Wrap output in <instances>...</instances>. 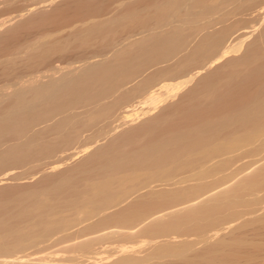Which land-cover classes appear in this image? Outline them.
<instances>
[{
  "label": "rangeland",
  "instance_id": "374dc122",
  "mask_svg": "<svg viewBox=\"0 0 264 264\" xmlns=\"http://www.w3.org/2000/svg\"><path fill=\"white\" fill-rule=\"evenodd\" d=\"M163 1L164 3H166L168 0H0V109L3 108L2 110H4L7 107H13L12 110L14 109V113H7L9 117L5 114L7 111L2 112V110H0V113H2L0 115V229H3V227L6 228L5 226L8 222H11L12 227H14L15 223L16 225H20L21 223H19V221L23 223L25 219L22 221L21 219H19L20 215H18L22 211V209H28L31 212H38V209L42 211H48L50 213L55 214L57 217L63 219V216H59L60 213L75 210V208H78V206L80 208H78V211L87 209V207H85L86 202L88 204L89 211L90 209L92 211V206H90L92 204H96L97 208L99 206L104 205V202L102 203V201H100L103 198H99L100 196L98 195L106 197L104 199H108V201H110L115 195L117 198L114 197L113 202L116 201L115 199L118 200V198L121 201H124V198L121 199L122 197L118 196V190H121V194H129V197L125 199L123 205L135 202V198L136 202H138V200L143 196L139 193H143V191H139L138 193L133 192L137 191L136 187H138L139 190V188L142 189V187H145L148 183L146 184V182L144 181L145 184H141L143 182L142 181L140 182V186H137L139 182H133V180L130 181V179L127 180L128 175L132 174L130 173V169L127 171L122 170V173H124L126 176L122 173L118 174L119 176H114L113 179L117 180L122 177L119 182L117 180L112 181V178H109L111 176V171L108 169V165L112 163V160H110V158L113 159V157L110 156H112L114 153L111 152V155V153L109 152L111 151L109 150L110 148H107L109 146L106 147L107 150H109L106 153L108 156H106V154L103 155V153L101 154L99 152V154L95 153V156L92 155L94 158L92 156H88V161H85L87 160V158L85 159L84 155L89 154L87 153L89 151H91V153L93 154L94 150H96H93V148L96 147L97 144L99 145L101 143L108 142L113 139L112 134L114 135V133H118L122 129L121 127H123V129L127 127L125 129L129 131V128L132 126L130 124H127L128 120L124 119L126 111L131 110L132 112L131 108H133L132 106H134L133 109L136 110L137 113L138 109H141L142 112V108H145V105L147 104L144 100L145 98L140 96L142 92L139 95L137 94V97L135 92L133 93V89L135 90L136 88H138L137 84L139 85L141 81H143L145 78L148 77L149 79L151 73L153 74L154 70V72H156L159 68H162V66H169V64L172 65L174 62V65H176L177 63L178 66L180 65V68L183 69L184 66L186 70V62L189 66V62L191 61L190 57L196 58L199 54L202 53L198 52L199 50H201L200 47L202 48V46L200 45L205 40H207L205 42H208V38L211 37V35L212 37L214 35L216 36L217 30H219V33H222V37H218L219 33L217 34V40L219 38H224V41L220 39L219 42H224V44L229 47L231 46L230 43L233 45L234 42L236 43V41H239L237 40V38H240L239 35L242 32L252 31V28L253 30H255L259 27V25L261 26L262 22H264V15L262 14V12H264V0H204V2H202L203 0H171V2H173L176 7L178 6L179 10H181L179 12H182L181 14L177 13L178 16H176V20L180 19V22L177 21L176 23H173V26L174 24H176L175 31L177 33L175 34H178V36L174 39L178 38L176 40V43L178 44H172L174 47H171L174 49L170 51L167 49L168 51L162 52L163 54L160 53L161 51H157L158 54L156 52L152 54L141 53L144 56L139 54V56L141 55L140 58H138L139 61L134 60V62L136 61V63L132 61V66L129 65L127 62V64L125 65H129L130 67L127 68L125 65V67H123V63H125L123 62L124 59H135L134 57H136L137 55L133 57V54L129 52L131 54H127L129 58L127 57L126 53H122L125 54L126 57H123L124 55L122 56L121 54V58L123 57L122 59H119L117 57L113 58V54L115 53L114 50L116 48L120 50V43L124 44L123 39H125L128 33H134L136 30L135 28H138L136 32L139 31V33L137 32V34H135L138 37H141V35L139 34L141 31L140 29L143 28L142 26H147L148 24L150 27L154 24L158 25V22L154 23L153 21V23H151L153 17L157 16L156 18H159L158 14L156 13L158 11L155 10L154 12L153 10L155 9L154 6L156 7L157 4H163ZM196 1L198 5L196 4ZM189 5L190 8H194H191V12H189L191 15H189V13L187 15V11H190ZM148 9L150 11L152 10V12L154 13L151 12V14L150 11L146 12ZM137 11H141L142 13L145 11L146 14L150 13L151 15H155L153 17L151 16L152 19L148 18V20L151 19V21H149V23H147L148 21L144 22L145 25L141 24L142 22L139 23L140 20L139 22L136 21L137 26L139 23V27H135L134 30L131 32L130 30L133 29L134 24L136 25V23H134L135 21L133 20V16L135 14L132 13ZM130 13L133 15L131 17L132 20L130 18L127 19V15L131 16ZM146 14L144 15L145 18ZM136 15H138V13ZM147 16L150 15L148 14ZM138 17H136L135 19H138ZM178 17L180 18L177 19ZM186 18L188 19V21H183V19ZM189 18L191 21L189 20ZM110 19L114 22H116L117 19H124L125 21L131 20L130 22H127V24L133 21L134 22L133 25L131 23V25L127 26V28L132 26V29L128 30V33L125 29L123 30V27L121 29V24L119 25L120 30H118L117 32V26V33H113L112 31H115V28L113 27L117 25L116 23L119 24L121 20H118L119 22H116L115 24L113 23V27L110 26V28H113L111 29V31L110 29H108L109 24L113 22L110 21ZM143 21H145V19H143ZM122 22L123 20L120 23ZM159 23L161 24V21ZM127 24L124 23V25ZM157 25H154L152 28H156L155 26ZM89 26L94 27V29L92 28L94 31H91L93 32L92 35L94 36H90V38H87L86 40L87 35H85V33H87L86 29ZM253 26L256 27L254 28ZM89 28L88 32L91 29ZM104 28H106V30ZM108 30L111 32H109ZM148 30L145 29L146 34ZM209 31L211 32V34H209ZM213 31L216 34L212 33ZM108 32L113 33L110 35V38L109 35L106 34ZM143 34L145 35V33ZM83 37L85 38V41H83ZM105 37L106 39L108 37V39H104ZM133 38H135V36ZM213 38L211 39L213 40ZM211 39L209 41H212ZM99 41L102 43H100ZM104 41L107 43V45ZM116 42L118 43L116 44ZM226 45H224L225 49L228 48ZM214 48L215 47H213L212 50H214ZM208 49L210 50L209 47ZM220 49L222 50V44ZM205 50H207V47ZM219 50H217V53ZM120 52H123V50ZM207 52L204 53L203 51L204 55L202 54L200 56H205V54H208ZM168 53L169 55H166ZM195 53L196 56H192L195 55ZM197 53L199 54L197 55ZM238 54L239 53L236 52V55ZM261 54L264 55V51L261 52ZM105 57H108L109 59L107 60L109 62H106L107 65H105V61L107 59H105ZM88 58H91L90 60L92 61L94 59L95 62L98 60L97 64L94 63L96 67H94V64H91V66L89 63V65L87 64V61L89 60ZM99 59H101L103 63L99 62L101 61ZM117 59L119 63L115 61ZM223 59V61H226V58ZM195 60L197 61L191 64L197 65L199 63L198 61H201L200 59H198V57ZM114 61L117 63L116 66L113 63ZM222 63H218V65ZM97 65L100 66L98 67ZM227 65L225 67H227ZM102 67L105 69V71ZM222 67L224 68V66ZM222 67L220 68V70L223 69ZM182 69H180V73L182 72ZM182 73L180 75L187 77L188 73L185 72L187 75ZM224 76H226L225 73L221 76L223 79L220 77L218 80H216L219 84H221H218L219 86L225 85L224 83L227 77L224 78ZM180 78H182V76L178 77V79ZM167 80L169 81L170 79ZM222 80L225 81L221 82ZM144 81L146 84V79ZM232 81L236 82L235 79ZM162 82L163 81L160 82L161 84L158 83L160 87H153H156L157 90L159 88H161L162 90ZM143 84L142 87L144 86ZM263 84L264 83H262L261 85ZM139 88L141 89V87ZM58 90L61 91L58 92ZM42 93H45V95ZM179 95L180 94H177L175 95V97H178ZM44 97L46 98V101ZM141 106L143 107L141 108ZM17 108H19L20 110H18ZM12 110H10V112ZM123 110L126 111L123 112ZM134 110L132 113L130 112L131 114L127 111L128 113L126 114V117H129V121L133 116L132 114L135 112ZM121 112H123L124 115L121 114ZM141 112L139 110L140 116L142 115ZM3 113L5 115H3ZM129 114L132 116H130ZM19 117L20 119H18ZM68 117H71L69 118L70 120L68 119ZM87 118H93V124L90 123V119L88 120ZM61 119L64 121L67 120V123L68 120L69 123H71L72 120H75L73 122H76V120L84 119L83 121L86 123V125L83 121L82 122L84 124L81 121L79 122H81L80 124L85 125V128H77V130L81 129V132H79V130L78 132L81 133L80 136H82V138H89L87 141L81 139V137L79 136L83 143L88 142L87 144H89V142H94L92 145L90 144L92 146V150L91 146H88L89 149L87 147V150L84 149V147L87 145L81 147V145L83 146V144L75 145L76 148L73 145V147L68 146L67 149H64L66 145H62L61 141H58L57 146L54 145L53 140L52 142L50 140L52 136V139H54V132L53 134L50 133V135L52 136L47 133L51 132V130L55 131V129L58 128V126L56 127V124L59 125L58 122H64ZM85 119H87L88 122L85 121ZM123 119L126 120V123ZM113 121H115V123L111 124V122ZM66 122H64V125ZM88 123H90V125L92 124V126L87 127ZM130 123H132V120ZM72 124L75 125L74 127L76 129V124ZM117 124H119V128H117L116 131L115 126L112 125ZM82 125H79L78 123L77 127H82ZM129 125L130 127L128 128ZM51 127L55 129L50 130ZM63 127H66V125L62 126V128H59V130H62ZM71 127L73 128L72 125ZM112 127H114L115 131L113 129L111 131ZM66 128H68V126ZM68 129H66V131ZM43 130L50 131H45L46 133H44ZM61 130L59 132L60 134ZM135 130L136 129H132L131 134L134 135L137 131ZM58 131L56 132V134L58 133ZM127 131L121 133V139L123 138L124 140L123 143L125 142L124 136L131 132ZM40 132L47 134L50 138H48V140L44 139L45 144L46 141L50 140V144L53 143L52 145L56 147H51L49 145V147L47 145L43 146L44 144H42L40 140H38V142L34 143L40 146L34 145V148L38 147L35 150L34 148H31V144H33L32 141H35L36 139L34 135ZM72 132L68 136L74 134ZM138 132L140 133V131ZM141 134H143V132L140 133V135ZM43 135H39V139H42L40 136ZM33 136L35 137V139L31 140ZM57 136L60 135H56L55 139L58 138ZM130 136L132 137V135H129V138ZM134 136L136 138V136L138 135ZM47 137L46 135H44V138ZM75 137L79 138L78 135ZM117 137L119 139L120 136ZM141 137L139 136V138ZM65 138L66 136L64 137V140H66ZM115 138L116 137L111 140L113 141V143L114 141L117 142V139ZM60 139L63 140V137H59V140ZM67 139L68 142L66 140L64 144L66 142L70 143L73 137H67ZM134 139L132 140L134 141ZM74 140H72L70 146H72ZM127 140L129 141L131 139ZM111 141L109 142L110 146H112V144H110ZM128 141L126 142L127 144ZM79 142L80 140H78L77 143ZM118 142L122 143V141L119 140ZM59 143L63 147L59 146ZM121 143L117 144L120 145ZM131 143L128 144L129 147L127 146V149L129 150L131 148ZM107 144L108 143H106L105 145L103 144L104 147ZM78 145H80V147H78ZM123 145L124 144H121L122 147H119V149L121 148L120 151L115 148V152L117 151L118 153H121V151H124L123 147L125 145ZM81 148L86 151L84 152L83 150H81ZM106 148L102 147L101 149L106 150ZM20 150L22 151V153L17 154ZM99 150L97 149V151ZM189 150V153L191 154V147L189 148ZM125 151L127 152L126 146ZM125 151L124 153L122 152L120 155L116 152V155H118L119 158L113 155L114 157H117V159L114 158V160L116 162H118V159H120L119 161H121L122 159V161L124 162L129 161V156L131 155V153L129 152H131V150L127 152L128 155L130 154L129 156L126 155ZM238 153H241V151H236V154ZM248 154L247 156L243 155L245 157H242L243 159L239 157L240 159L237 158L235 161L233 160L234 162H230V160H227L226 162L223 161L224 163L221 162L223 163L222 165L224 169L222 168V166H220V168L221 170H223L222 172H226L225 177L223 176L225 174L222 173L220 174L222 177L212 176L201 179L196 178L191 181L189 179V188H191L192 186V189H194L189 190V192H192L189 193L188 197L178 196L180 197L178 199L174 197L173 202H171V199L169 198L167 200L170 201L164 200L165 202L163 201L164 203L160 204L158 199H155L156 196L153 197L155 195L154 194L152 198H154L157 205H152L153 207L151 205L142 207L143 205H141L140 202H148L152 200V198L149 197L151 193L148 195L147 198H144L143 196L140 199V202H138L139 205H141L140 208L138 205V209L134 208L133 213H129L130 215L128 214V216L130 217H128L129 221H124L126 222V224L121 223L122 225H108L109 228L107 227V229L109 230L107 231L100 230L101 232L99 231V233L98 231L91 234L86 233V235H90V238L89 236L85 237L86 235L83 233L84 236L83 238L81 237L82 239H75L74 241H71L69 243L67 242L61 244L62 246L66 247L63 248L64 250L62 249L63 252L59 250L56 254L59 258L60 254H62L65 258L63 260L61 256L63 263L61 262L59 264H81L83 262V264H112L113 261L110 260L114 258L115 261L120 256V253L118 252L120 249L119 245L121 244L129 246L132 245L138 248L140 247V250H138V252L130 254L132 257V259H128L129 261H131L130 264H231L232 262L233 264H264V151L260 148L258 150H253L250 155ZM121 156L123 158H121ZM127 156L129 159H127ZM132 157L134 158V156ZM60 158H63V160H61ZM59 159L60 161H58ZM215 160L218 159H214L213 163L215 162ZM78 162L80 165L78 164ZM105 162L107 163L104 164ZM54 165H57V170L55 169ZM71 166H73V168ZM123 168L124 167L122 166V169ZM106 170L108 174L106 173ZM130 177L131 179H133L135 176L131 175ZM104 178L108 180L110 179V183L115 182L110 186V188H108V182V187L107 185H105L108 188L107 190H101V184L104 183L102 182L105 180ZM125 180H127L128 183L124 184L123 187L121 186V184ZM118 186H121L122 189L118 188ZM124 188L128 193L123 191ZM147 189L149 188L146 186L142 190L147 191ZM103 195H110V199L109 197L107 198V196ZM93 196L97 198V201H99L98 204L100 205L96 203L97 201L95 202L96 199ZM89 197L91 199L94 198L95 200L93 199L91 203V199H88ZM65 200H67V203L69 204H72L73 200L74 202H78L72 204L76 206H73V208H71L72 206H69L68 204V208L66 206L67 203ZM68 200L70 201L68 202ZM89 200L90 202L88 203ZM154 200L152 201L154 202ZM108 201H105V203H107ZM81 204L84 205L81 206ZM210 205H214L213 208L216 209L214 211H211V214L207 211L206 213L205 210H203L205 208H210ZM215 205H217L218 208ZM89 206L91 207L90 209ZM93 206L96 207L95 205ZM94 207L93 213L98 215L99 212L96 213L98 210ZM60 209L68 210L64 212ZM196 209L203 210L205 216L202 214L203 212H200L201 210H198L199 213H197L198 211ZM191 210H196L194 216L197 215V217L195 218L194 216H192L194 217L192 218L191 216H189V221L187 224L186 218L188 217V214L190 215ZM93 213L92 215H94ZM97 215L95 217L93 216V218L96 219ZM81 216L83 215H79L80 218L85 217ZM100 216L101 215H98L97 218H99ZM182 217L184 220L183 222ZM93 218L91 219V221L94 220ZM198 218L202 219L200 220ZM85 224L87 223H84L82 225L84 226ZM82 225H80L79 227H82ZM7 228H9V225ZM173 232L174 234L179 232V234H184V238L182 236V238L179 239L185 241L177 242V244H174L175 248H178V251L176 249L174 251L171 250V252H169L172 248V244L165 243L163 240L164 238L159 237L156 238V240L153 239V237L164 234L167 235ZM216 233H218V235ZM99 235L101 237L97 239ZM85 238H89V240L91 239L94 241H89ZM151 238L153 239V242H156L158 240L160 242V240H162L164 243L161 244L160 242L159 244V242H156L155 244L158 243V247H155V244H153L152 242V244H149V242L147 244L146 241H149ZM235 242L236 244L241 243V249L239 245L232 244ZM231 245H235L239 249L234 246L236 248L235 249ZM230 246L233 248V252H236L234 255L229 253L232 251V248H230L231 250L228 249ZM169 247L170 249H168ZM54 248L55 247H52L49 250H54ZM1 249L2 248H0V250ZM237 250L240 253H238ZM246 250L248 254H246ZM248 251H252V253H249ZM227 257H229L230 260L227 261ZM231 259L234 261L230 262ZM128 260L126 261L129 263Z\"/></svg>",
  "mask_w": 264,
  "mask_h": 264
},
{
  "label": "bare ground",
  "instance_id": "6f19581e",
  "mask_svg": "<svg viewBox=\"0 0 264 264\" xmlns=\"http://www.w3.org/2000/svg\"><path fill=\"white\" fill-rule=\"evenodd\" d=\"M202 2H204V0ZM189 3H191V2H189ZM196 4H197V1H196ZM157 5H156V7L154 6L155 9L153 11L155 12V10H156V11L160 12V13L156 12L158 14V17H159L158 19L161 18L160 20H158L156 18L157 16L153 17L155 14L151 15L154 12H152V10L150 11L149 9H153V8H149L146 11V12L150 11V13L152 12L151 14L148 13L150 16H147L148 14H146L145 11L143 12L144 14L141 11H137V12L132 13V14H135L134 15L135 17L131 13H130L131 16L127 15V19L130 18L131 20H132L131 17L133 16V18H134L133 20L135 21V22L133 21L134 23H136V21L139 22V20H140L139 23L142 22L141 24L145 25L144 22L148 21L147 23H149V21H151V19H152L151 16L154 19V20L152 19L151 23H153V21H154V23L158 22V25L154 24V25H157V26H155L157 29L156 28H152L154 25H152L151 27L149 26V24L148 25L146 24L147 26H142L146 30H148L149 27H150V29L151 28L152 29L151 30L149 29L150 31L148 30L147 34H146L145 29L141 28L140 29L141 31H140V34H139V35H141V37L140 36L138 37L136 35L137 32L139 33V31L136 32V30L138 28H135V27H139V23H138V26H137V23H136V25L134 24V27L132 29L131 28L132 26L127 28V26L131 25V23L133 25V22L127 24V22H130L131 20L125 21L124 19H117L116 22H119L118 20H121V21L123 20L122 23H120L121 22L120 21L119 24H118V23H116V22H114L113 20L110 19V21H113V22L110 23L112 25L109 24L108 29L111 30V29L115 28L114 29L115 31L111 30L113 33L116 32V27L117 26L119 27L120 24H121V29L123 27V30L125 29L127 31V33H128V30H130V29H132V30H130L131 32L134 30V28L136 29L134 33L132 32V33H130V34L128 33V35H126V37H127V38L125 37L126 40L123 39L124 40V44L120 43L121 44L120 50L116 48L119 52L122 51V50H123V52L119 53L116 49L114 50L115 51V53H114L115 56L113 54V58L117 57L119 59H122L123 57H126L125 54H122V53H126V55L127 54L128 55L133 54V57L135 55H137L136 57H134L135 59H133L132 56H131L132 59H128V60H126L127 58L124 59L123 62H125V63H123V67L126 66L128 68V67H130L129 65L132 66V61L133 62H134V60H138L139 61L138 58H140L141 55L144 56L143 54H146V53L152 54V53H155V52L157 53V51L158 52L161 51L160 53L163 54L162 52H166L168 50L170 51V50L174 49L172 47H174L173 45H175V43L177 42L176 40L178 39V38L177 39H174V38H176L178 36V34H175V33H177L175 31L176 30V28H175L176 24H174V26H173V23H176L177 21L180 20L179 19L180 17L177 18L179 20H176V16H178L177 13L181 14L182 12H179L181 10H179L178 6L176 7L175 4H173V2H171V0L170 1L168 0L166 3H164V1H163V4H160V5L157 4ZM190 5H189L190 11H187V15H188L189 12H191V8L192 7L190 8ZM97 7H98V5H97ZM158 8H159L160 11L158 10ZM175 9H177V10H175ZM192 9H194V8H192ZM137 13H138L140 18H142V17L143 18L140 19L138 17V15H136ZM140 14H142L143 16L140 15ZM145 14H146V18L147 19L144 16ZM262 14L264 15V12H262ZM189 15H191V14L189 13ZM136 17H138V19H135ZM263 17H261V18H263ZM148 18H151V19L148 20ZM187 18L183 19V21L184 20L188 21ZM190 18H189V20H190ZM143 19H145V21H143ZM160 21H161V24L159 23ZM263 21H264V18H263ZM193 22H195V21H193ZM113 23L114 24L116 23L117 25H115L113 27V25H114ZM124 23H126L127 25H124ZM105 25H107V24H105ZM110 26H112L113 28L112 27L110 28ZM89 27L88 28L90 29V31L88 32V28H87L86 30H87L88 34L85 33V35H87L86 40H87V38L89 39L90 36L91 37L94 36V35H92L93 32H91V31H94L93 30L94 27H91V26H89ZM118 27H117V32H118V30H120V27H119V29H118ZM253 27L255 28L256 26H253ZM106 28H104V29L106 30ZM111 31H109V32H111ZM218 31L219 30H217V34L219 33ZM109 32L106 33V34H108L109 38H110V35L113 34V33H109ZM141 32H142V34H141ZM143 33H145V35ZM212 33L216 34L214 31ZM132 34L133 35L135 34L134 35L135 38H133L134 36ZM209 34H211V32ZM217 34H216V36H217ZM219 34H218V37H222V33L220 32ZM95 35H97V34H95ZM101 35H103V34H101ZM130 35H132V36H130ZM174 35H175V37H174ZM128 36H129V38H128ZM216 36L213 38L212 35H211V37H209V38L210 39L213 38V40L211 39L212 41H209L210 39L208 38V42L209 43L205 42V41H207V40H205L204 41L205 43L203 42L204 45H203V43L200 45V46H202V48L200 47L201 50H199L198 52L199 53L202 52V53L201 54L197 53V55L199 54L197 57L201 61H198L199 63L197 65L191 64V63H195V61H197V60H195V59H197V57L196 58L195 57L191 58L189 56L192 62L189 59V61H190L189 62V66H188V63L186 62L187 66H188V67L185 66L187 71L185 70V68L183 66L184 63H183V65L181 64L183 66V69H182V68L179 67L180 65L178 66L177 63H176V65H174L175 64V62H174L172 65L169 64V66L166 65V67L162 66V68H159L156 72H154L155 71L154 70L153 74L151 73L149 79L146 76L147 78H145V79H146L147 83L149 82L148 84L147 83L145 84V81H144L145 79L143 81H141V83L139 82L140 86L138 84H137V86H138V88L141 87L142 90L140 88L138 89V88H136L134 86L137 89V92H136V89L135 90L133 89V93L135 92L136 95L137 94L139 95L142 92L140 96L145 98V99L144 98L143 99L145 100V102L147 104L145 105L146 106L145 108L143 106H141V108L143 107L142 108V112H141V109H138V107H137L138 113H139V110H140V112L142 114L141 116H140V113L138 114L136 112V110L133 109L134 106H132L133 108H131L132 112H133V110L135 111L132 114L133 116L130 115L132 113L131 110H127L129 113L131 112L129 115L132 116V118H131L132 123H130L131 120L129 121V119H128L129 117L128 116L126 117V114L128 112L125 110L126 113H125L124 119L128 120L127 124H130L132 126V127H130V125L128 126V128L130 127L129 131H131V132L129 134L125 135L126 138L124 136L125 142L123 143L124 140H123V138L121 139V133H123L124 131H127L125 129L127 127L124 128L125 130L123 129V127H121L123 129L122 130L120 128L122 131L120 130L118 133H114V135L112 134L113 139H114V137H116L115 139H117V142L114 141V143H113V141H111L113 139H111L110 140L111 141L110 144H112V146L109 145L110 141L101 143L99 145L97 144L96 147H94L95 146V144H94L93 150L94 149H96V150H94L93 154L91 153V151L88 150L89 152H87V153H89V154L85 153L86 154V155H84L85 159L88 156L89 157L92 156V155L95 156L94 154L95 153L99 154V152L101 154L103 153V155H105L109 150H111V151H109L110 153L113 152L114 153L113 155L118 157V155H116L117 151L115 152V148L118 149V151H120L121 148L119 149V147H122L121 144H124L126 146L127 152L131 150V152H129V153H131V155L129 154L130 155L129 156L128 153L125 151V146L123 145L124 146L123 148H124V151H125L126 155H128L130 157V159H131L132 156H134V158L132 157V159L130 160L128 158V156H127V159H129V161H125L124 162V161H122V159H121V161H119L120 159H118L117 160L118 162H116L114 160V158L117 159V157H114L112 155V153H111L112 156H110V157H113V159L110 158V160H112V163L108 165L109 166L108 169L111 171L110 174H111L112 177L111 176L110 177L108 176V177L112 178L111 179L112 181L117 180V179H113L114 176H116V175L119 176L118 174L122 173L124 170L127 171V170L130 169L131 170L130 173H132L131 175H134L135 176L134 178H136L137 180L134 179V178L131 179V177H130L131 175H128L127 180L130 179V181L133 180V182H139L137 186H140V182L143 181L141 183V184H143L144 181H145L146 184L148 183L146 186L149 188V189H147V191L145 190L146 191L145 192L142 189L145 188L146 186L145 187L143 186L142 189L139 188V190H138V187H136L137 191L133 190L134 191L133 193H136V192L138 193L139 191L140 192L143 191V193L141 192L139 194L143 195L144 198H147L150 193L151 194L149 195V197L152 198V196L155 194L153 197L156 196L157 198L155 197V199H158V201L161 204V203L165 202L164 200H167L169 198L171 199V202H173L174 197L177 198V199L180 198L178 196H181V197L182 196L183 197L186 196V197H188L189 193L192 192V191L189 192V190L192 189V186H191V188H189V179L191 181V180L196 179V178H200L201 179V178H205V177L221 176L220 174H222L224 172H222L223 170H221L220 166H222V168H223L222 164L224 162H226L227 160L228 161L230 160V162L231 161L234 162L237 158H239V157L242 158V157H244L243 155L247 156L248 153L251 154V152L253 150H256V149L258 150L260 148L263 149V151H264V84L261 85L262 83H264L263 82L264 81V55H262L263 53L261 54V52L264 51V22H262L261 26L259 25V27L256 28L255 30H253V28H252V31L242 32L239 35L240 38H237V40H239V41H236V43L234 42L233 45L230 43L231 46H229V47L226 44H224V42H223L224 38H219L217 40L218 37H216ZM104 39H106V37ZM107 39H108V37H107ZM127 39H129V40H127ZM220 39L223 40L222 41L223 43H220L221 41L219 42ZM83 41H85V38H84ZM100 43H102V42H100ZM117 43L118 42H116V44ZM210 43H211L212 46L210 45ZM176 44H178V43H176ZM221 44H222V50L220 49L221 48ZM106 45H107V43H106ZM224 45H226L228 48L225 49ZM115 47H116V45H115ZM206 47H207V50H205ZM208 47L210 48V50L208 49ZM213 47H215L214 50H212ZM104 48H105V46H104ZM223 48H224V50H223ZM217 50H219L220 52L218 51V53H217ZM124 51H127L128 53L124 52ZM203 51H204V53L208 51L207 52L208 54H205V56H200L202 54L204 55ZM236 52L239 53V54L236 55ZM141 53H143V54H141ZM106 54H104V55H106ZM121 54H122V56L124 55L122 58H121ZM139 54H141V55L139 56ZM231 54H233V55H231ZM128 55H127V57L129 58ZM166 55H169V53L166 54ZM229 55H231V56H229ZM153 56H154V54H153ZM192 56H196V53H195V55H192ZM199 56L201 58L202 57L203 58L201 59ZM223 58H226V61H223L224 60ZM90 59L88 60L90 62L87 61V64L89 63L90 66H91V64H94V63L97 64L98 60L95 62L93 58H92L93 61L90 60ZM105 59H106L105 65H107L106 62H109V61H107L109 59H108V57H105ZM99 60H101V59H99ZM115 61L117 63H119L118 59L115 60ZM115 61L113 63L116 66L117 63ZM99 62L103 63L102 60L99 61ZM127 62H128L129 65H125V64H127ZM183 62H185V61H183ZM222 62H225V63H222ZM134 63H136V61ZM218 63H222V64L218 65ZM226 63L228 65L229 64L230 65L228 66ZM101 65H103V64H101ZM226 65H227V67H225ZM190 66H192V67H190ZM222 66H224V68ZM94 67H96V65ZM221 67L224 70L223 69L220 70ZM180 69H182L181 70L182 72L184 71L183 73L181 72L182 74L188 73V75L186 74L187 77H185L183 75H180L181 74L180 73ZM117 70H119V69H117ZM104 71H105V69H104ZM224 73L226 75V76H224V78L227 77L225 79L226 81L224 80L225 81V83H224L225 85L222 84L223 86H219L221 84H219L216 80H218L222 76V74H224ZM86 74H87V72H86ZM181 76H182V78L178 79V77H181ZM97 78H98V76H97ZM166 78L170 79V80L168 81ZM77 79H78V77H77ZM234 79H235L236 82L232 81ZM214 80H215V82H214ZM161 81H163L162 82L163 85H161L163 87L162 90H161V88H159L160 87L159 84H161L160 83ZM224 81L222 80L221 82H224ZM202 82H204V83H202ZM75 84H77V83H75ZM142 84L144 86L145 85L146 86L148 85V86L147 87L146 86L142 87ZM153 86H159L158 87L159 89L157 90L156 87L154 88ZM216 86H219V87H216ZM145 88H146V90H145ZM59 91H61V90H58V92ZM39 92H41V91H39ZM39 94H41V93H39ZM42 94L45 95V93H42ZM177 94H180V95L178 97L176 96L177 97L176 98L175 95H177ZM138 95H137V97H138ZM38 98H39V96H38ZM44 99L46 101L45 97H44ZM19 100H21V99H19ZM144 100H143V102H144ZM19 105H21V104H19ZM7 108H5L4 110H2L3 109L2 108L0 110H2V112L3 111H5V112L7 111L5 113L7 116H8V114L14 113L13 112L14 109L12 110L13 107L12 108H8V110H7ZM17 109L20 110L19 108H17ZM21 109H22V107H21ZM10 110H12V111L10 112ZM121 110H122V108H121ZM125 111L123 110V112H125ZM26 112H27V108H26ZM123 112H121V114L124 115ZM1 114L2 113H0V115ZM5 114L3 113V115H5ZM29 115H30V112H29ZM28 116H27V118H28ZM20 117L18 119H20ZM69 118H71V117H68V119ZM87 119H85V121H87ZM89 119H88L89 122L91 121L90 123H92L93 118L92 119L89 118ZM69 120H68V123L66 122L67 120L66 121L62 120V121L67 123V124L65 123V125H66V127L68 126L69 129L66 128V127H63L62 130L60 129L61 130V134L59 133L60 132L59 128H62V126H65L64 122H61V123L58 122L59 125L56 124V127L58 126V128H56V129L54 128L55 131L51 130V129H53L52 127L50 128L51 132H49L50 130H47V131L45 130L46 132H49V133H47L49 135H50V133L53 134V132H54V134H55L54 135V139H55L56 135H60V136H57L58 140L57 139H55V140L52 139L53 138L52 135H50V136H52L51 139H50L47 134H44L46 132L43 130L44 133L40 132V133H36V135H34L37 140L35 139L34 136L32 137L31 140L35 139V141H32L33 144H31L32 145L31 148L35 147L34 145H36V144L34 142H38V140H40V142L42 144H44L43 146H45V145L48 146L49 145L51 147L52 146L56 147L57 144H58V141H61L62 145H64V146L66 145L64 147V149H67L68 146L69 147H73V145L76 148L75 145L83 144V146L81 145V147H84V145H87V146H85L86 148L84 147V149L87 150V147L88 146L90 147L94 142H92V143L89 142V144H87L88 143L87 141H88L89 138L88 139L87 138L86 139L82 138V136H80L81 133H79V132H81V129H78L79 132L77 130V128H82V129L85 128L84 126L86 125V123L83 121L84 119L83 120H76V122H73L75 120H72L71 123H69ZM126 120H124V122ZM79 121H81V122L83 121L85 123V125L80 124L81 122H79ZM138 121H140V122H138ZM136 122H138V123H136ZM72 123L76 124V129L74 127L75 125H73ZM78 123H79V125H82V127H77ZM90 123L87 124V127L88 126H92L93 123L91 125H90ZM114 123H115V121L111 122V124H114ZM125 123H124V126H125ZM134 123H136V124H134ZM119 124L112 125V126H115L116 131H117V128H119V126H118ZM71 125L73 126L74 129L71 127ZM66 129H68L70 131L73 129L72 130L73 132L72 131L71 132L74 133V134L76 132H78V133H76L78 135V137L80 136L81 139L87 140L86 141L87 143H85V142L83 143L81 141L80 137L76 138L75 137V136H77L76 134H75V136H74V134H71V136H68L71 132L68 131V130L66 131ZM112 129L115 131L114 127L111 128V131H112ZM132 129H136L137 130V131L135 130L136 133L134 134V135H138V136H136V138H135V136L133 134H131L132 133ZM138 129H140V130H138ZM56 130L57 131L59 130L57 134H56V132H57ZM129 131H127V132H129ZM138 131H140V133L143 132V134H141L142 137H141V135H140V133ZM37 134H38V137H37ZM43 134L46 135V137L47 136L48 137L44 138ZM39 135H43V136H40L43 139V141H42V139H39ZM129 135H132V137L130 136V138H129ZM61 136L63 137V140H61V139L59 140V137L62 138ZM65 136H66L65 139L67 140V142H68L67 137L68 138L69 137H71V138L73 137L72 140H74L76 138L73 141L72 146H70L71 142H72L71 139H70L71 142L69 140L70 143L66 142L64 144V142L66 141V140H64ZM117 136H120L119 139H118ZM139 136L141 138H143V139L139 138ZM48 138L51 140V142L53 140V143L56 146L52 145L53 143L50 144V140L46 141V144H45L44 143L45 142L44 139L48 140ZM127 139H131V140L128 141ZM132 139H134V141ZM78 140H80V142H82V143H80V142L77 143ZM118 140L122 141V143L118 142ZM126 140L128 141V144H130L132 142L130 150L127 149V146L129 147V145L126 143L127 142ZM90 141H92V140H90ZM106 143H108V144L104 147V145ZM117 143H121V144L118 145ZM189 143H190V145H189ZM61 144L59 143V146L63 147ZM36 146H40V145H36ZM101 146L103 148H106L107 146H109L107 148L108 149L110 148V149L107 150V148H106V150H107L106 151V150L101 149L102 148ZM189 146L191 147V154L189 153L190 152V150H189L190 147ZM78 147H80V145H78ZM89 147H88V149H89ZM37 148L38 147L34 148V150L37 149ZM123 148H122V150H123ZM84 149L81 148V150H83V151H84ZM97 149L98 150L100 149V150L97 151ZM91 150H92V146H91ZM239 150L241 151V153L236 154V151H239ZM242 150H243V152H242ZM124 151H121V153L122 152L124 153ZM19 152L17 154H21L22 153L21 150ZM121 153H118V154L120 155ZM250 154H248V155H250ZM106 156H108V155L106 154ZM135 156H136V158H135ZM69 158H70V156H69ZM121 158H123V157L121 156ZM216 158L218 160H215V162L213 163V160L216 159ZM60 159L58 161H60ZM65 159H66V157H65ZM61 160H63V158ZM85 161H88V158ZM221 162H223V163H221ZM106 163L107 162H105L104 164H106ZM78 164H79V162H78ZM124 164H125V166H124ZM56 166L54 165L55 169L57 170ZM122 166L124 167L123 169H122ZM71 167L73 168V166H71ZM75 167H76V165H75ZM58 168H59V164H58ZM106 173H107V170H106ZM49 174H51V173H49ZM122 174H124V173H122ZM224 174L225 175H223V176L225 177L226 176V172ZM43 176H45V175H43ZM105 180L102 181L104 183L101 184L102 185L101 186V190H105V189L107 190L108 188H110V186L113 183H115V182L110 183L109 182L110 179L109 180L105 179ZM119 180H117V181L119 182ZM122 180H124V179H122ZM127 180L124 181L125 183L122 182V184L120 182L121 186H123L124 184H127L128 183ZM134 180H136V181H134ZM107 183H108L109 187H108ZM120 184H118V185H120ZM103 185L104 186L107 185L108 188L106 186L104 187ZM121 186H118V188L122 189ZM193 186H194V184H193ZM136 188H135V190H136ZM118 191L119 192H117V194L119 193L121 195L120 196L118 194V196L122 197L121 199L124 198V201L123 200L121 201L118 198V200L115 199L116 201L113 202V198L114 197L117 198L115 195H114L113 198H112L113 195L111 196L112 199L110 201H108V199H104L106 197H102V195H98V196H100L99 198H103L105 201H108V202L105 203V201L103 199H101L100 201H102V203L104 202V205L105 204L106 205L104 206L101 203V205L103 207L99 206L100 209H99V207L97 208L96 204L90 205V206H92V211L90 209L91 208L90 206H89L90 211L88 210L87 202L85 204L86 205L85 207H87V209L78 211L79 206L77 205L78 206V208H77L75 205H72V204H74V203H76L78 201L75 200L76 202H74V200H73L72 204L71 203L69 204V203H67V200H65L66 203H67L66 206L69 204V206H72L71 208H73V206H75L77 209L75 208V210L68 211V212H65L68 209H66V210L60 209L61 211L65 212V213L62 212L63 214L60 213V215H59V216H63V219L65 218L64 220L59 218V217H57L55 214L48 212V211H42V210L38 209V212L35 211L36 213L32 211L34 213L33 214L28 209H22V211L18 215H20L19 219H21L22 221L25 219L23 221V223L20 222V221H19V223H21L20 225L19 224L16 225V223L15 224L12 223V224H14V227H12L11 226V222H8L10 224H8V223H7V225L5 224L6 226L5 225L4 226L6 228L3 227L4 230L0 229L1 230L0 231V248H2L1 249L2 251L0 250V264H37V263H39V264H59V263L62 262V258H63V260L65 258V257H63L62 254H60V258L56 254L59 250L61 252H63L62 249L64 247H66V246H62L61 244H64V243H67V242L69 243L71 241H74L75 239L76 240L82 239L84 234L86 235V233H90L91 234V233H95L97 231L99 233L100 230H103V231L109 230V229H107V227L109 228V226L119 225L121 223L122 224H126V222H124V221L129 219L128 217H130V216H128V214L129 213L130 214L133 213L134 208L138 207V205H139L138 202H140V199L143 196L138 200V202H136V198H135V202L123 205V203L125 202V199H127L129 197L128 196L129 194L127 195V194L123 193L124 194L123 195V194L120 193L121 190H118ZM123 191L126 192V189L124 188ZM126 193H128V192H126ZM103 196H107V198H108L110 195L109 196L108 195H103ZM94 198L93 199L96 202L97 198L96 197H94ZM99 198H98V200H99ZM69 199H70V197H69ZM88 199H91V198L89 197ZM93 199H91V203H92ZM109 199H110V197H109ZM137 199H138V197H137ZM152 200H154V198H152ZM152 200H150L148 202L147 201L146 202L145 201L144 202H140V204L143 205L142 207H145L147 205L148 206L149 205H151V206L152 205H157L156 201L154 200V202H155L154 203ZM46 201H47V199H46ZM55 201H56V199H55ZM55 201H54V203H55ZM69 201L70 200H68V202ZM117 201H119V202H117ZM167 201H170V200H167ZM58 202H60V201H58ZM89 202H90V200L88 201V203ZM98 202L99 201H97L96 203L98 204ZM83 203H84V201H83ZM50 204H52V203H50ZM82 205H84V204H81V206ZM93 205H95L96 207H94ZM98 205H100V204H98ZM141 205H139V208H140ZM211 206L212 205H210V208H205L203 210H205V212L207 211L209 213L211 211L216 210L215 208H213L214 205L212 207ZM215 206L218 208L217 205H215ZM93 207L98 210L96 213L99 212L98 215H101L99 218H97L98 217L97 214L93 213ZM35 209H37V208H35ZM137 209H135V210H137ZM48 210H50V209H48ZM196 210L200 211L201 209H196ZM196 210H194V211L191 210L190 211L191 213L189 212L190 215L187 213L188 211L186 212L188 214L187 215L188 219L186 218L187 224H188V221H189V216H191V217L194 216V213H195ZM203 210H201L200 212H203L202 214L204 215V211ZM199 211L197 213H199ZM92 213L94 215H92ZM90 214H91V216H90ZM208 214H206V215H208ZM79 215H83L85 217L81 216L83 218H80ZM96 215H97V217H96L97 220L95 218H93V216L95 217ZM194 217L196 218L197 215L194 216ZM194 217H192V218H194ZM206 217H205V219H206ZM92 218L94 219L93 221H91ZM198 219H200V218H198ZM9 221H10V219H9ZM183 221L184 220H183V217H182V222ZM202 222H204V221H202ZM17 223H18V221H17ZM84 223H87V224H85L83 226L82 224H84ZM8 225H9V228H7ZM80 225H82V227H79ZM230 228H231V226H230ZM221 229H223V228H221ZM179 233L174 234V232H173V233L167 234V235L164 234V235L153 237V239L156 240V238H159V237L164 238L163 240H164L165 243L172 244V248L173 249L172 248L170 249V247H171L170 246L168 248V249H170L169 252H171V250L174 251L176 249L178 251V248H175L174 244L175 243L177 244V242H184L185 241V240H180L179 239V238H182V236L184 238V234H182V233L179 234ZM216 234L218 235V233H216ZM185 235H186V233H185ZM88 236L90 238L89 234H87L85 237H88ZM212 236H215V235H212ZM100 237L101 236L99 235V237H97V239L100 238ZM89 238H85V239L89 240ZM153 239L151 238L149 241H146L147 244H148V242H149V244L151 242L153 244H155L156 242H159V240L156 241V242H153ZM84 241H86V240H84ZM89 241H94V240L90 239ZM160 242H161V244L164 243L162 240H160ZM160 242H159V244H160ZM232 244L239 245V247L241 245V243L240 244L239 243L236 244V242L232 243ZM157 245H158V243L155 244L154 246L158 247L159 245L158 246ZM235 245H231V246H233V248H235V247L238 248ZM231 246L228 248L229 250H231L230 249V248H232ZM52 247H55V248H54V250L50 251L49 249L52 248ZM241 247H240V249H241ZM119 248L120 249H119L118 253H120L119 254L120 256L118 255L119 257L118 258L116 257L117 259L115 261H114V258L112 260H110V261H113L112 264H130L131 261L128 260V259H132L130 254H133L135 252H138V250H140L139 249L140 247L138 248L136 246H132V245L129 246V245H125V244L119 245ZM233 248H232L231 252H229L227 250H225V251H227L230 254L234 255L236 252H233ZM237 252L240 253L238 250H237ZM250 252L252 253V251H250ZM246 254H248L247 250H246ZM237 255H239V254H237ZM61 256H62V258H61ZM237 258H238V256H237ZM225 259H226V257H225ZM89 260H90V258H89ZM126 260H128L129 263ZM228 260H230L229 257H227V261ZM232 261H234V260L231 259L230 262H232ZM237 262H238V260H237ZM83 263H81V264H83ZM226 263H228V262H226ZM234 263H236V262H234ZM231 264H233V262Z\"/></svg>",
  "mask_w": 264,
  "mask_h": 264
}]
</instances>
